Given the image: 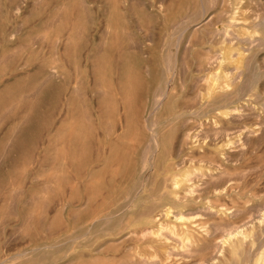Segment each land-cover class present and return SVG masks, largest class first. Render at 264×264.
I'll return each mask as SVG.
<instances>
[{
    "label": "rangeland",
    "instance_id": "374dc122",
    "mask_svg": "<svg viewBox=\"0 0 264 264\" xmlns=\"http://www.w3.org/2000/svg\"><path fill=\"white\" fill-rule=\"evenodd\" d=\"M237 2L0 0V264H264V0L228 60Z\"/></svg>",
    "mask_w": 264,
    "mask_h": 264
},
{
    "label": "bare ground",
    "instance_id": "6f19581e",
    "mask_svg": "<svg viewBox=\"0 0 264 264\" xmlns=\"http://www.w3.org/2000/svg\"><path fill=\"white\" fill-rule=\"evenodd\" d=\"M242 0H238V2H237V5H239L237 8H236V11L233 13L234 15H232L231 16V19L230 20H232V22L231 23H229V25H227V24H225V25H227V26H229V31H227L226 32V34H227V36H226V39H228L227 41H228V44H230V48L231 49H229L228 51H227V58L226 59H228V60H235V59H238V60H246L247 58H249L251 55H250V52L253 50V48L255 47V46H261V45H263V40L262 39H255V37L254 36H252V33L250 32V28L252 27V25L254 24L255 26H257L258 24H257V19H254L255 20V22H249V21H247L248 20V18H245V17H243V14L242 13H244V11H242V7H241V5H242V2H241ZM252 3V2H251ZM244 10V9H243ZM249 12V11H248ZM228 17V16H227ZM203 19V18H202ZM257 20V21H256ZM198 30V29H197ZM222 32L223 33H225V31H223L222 30ZM216 33V32H215ZM223 33H220V35L222 34L223 35ZM225 35V34H224ZM256 36H258V35H256ZM225 41V40H224ZM235 41H237V43L235 42ZM235 46H239V49L237 50V51H233V48H235ZM236 47V48H237ZM262 47V46H261ZM262 49V48H261ZM225 51H226V49H224ZM207 52V51H206ZM221 53V52H220ZM219 54V53H218ZM261 54V53H260ZM222 56H224V54L222 55ZM222 56H221V58H222ZM225 56H226V52H225ZM210 57H213L212 55L210 56ZM220 57V56H219ZM177 58V57H176ZM218 58V57H217ZM216 58V59H217ZM219 59V58H218ZM217 59V60H218ZM263 59V58H262ZM212 60H213V58H212ZM216 60V61H217ZM208 61H211V58H210V60H208ZM214 61H215V59H214ZM219 61H221V60H219ZM225 61V60H224ZM212 62V61H211ZM228 62H230V61H228ZM214 63V62H213ZM216 63V62H215ZM217 63H219L218 61H217ZM221 63H222V61H221ZM209 65V64H208ZM211 65V64H210ZM238 65H240V64H238ZM216 66V65H215ZM214 66V67H215ZM242 66V65H241ZM210 67V66H209ZM223 67V66H222ZM188 70V69H187ZM208 71V70H207ZM226 71V70H225ZM229 72V71H228ZM220 74V73H219ZM219 74H217V76L219 75ZM227 74V73H226ZM239 74V73H238ZM241 74V73H240ZM240 74H239V76H238V78L240 79L241 77H240ZM236 75V74H235ZM211 77V76H210ZM213 78V77H212ZM215 78V77H214ZM213 78V79H214ZM228 78H229V80H230V77H229V75H228ZM206 79V78H205ZM215 79H217V78H215ZM242 79V78H241ZM240 79V80H241ZM210 80V79H209ZM204 81H206L207 82V84H209L208 83V79L207 80H204ZM238 81V80H237ZM261 80L259 79V82H260ZM205 83V82H204ZM206 84V83H205ZM210 85V84H209ZM215 85V84H214ZM225 85H227V84H225ZM233 86V85H232ZM208 89L210 88L209 86L207 87ZM223 88H224V86H223ZM222 88V89H223ZM231 88V87H230ZM229 88V86H228V88H227V90H229L230 89ZM221 89V88H220ZM220 89H218L219 91H220ZM221 89V90H222ZM211 90V89H210ZM231 90V89H230ZM211 93V92H210ZM210 95H212V93L210 94ZM239 101H241V99L239 100ZM247 109H250V108H248V107H246ZM254 108V107H253ZM245 110V109H244ZM237 110H235V112H236ZM242 111V110H241ZM251 111V110H250ZM233 112H234V110H233ZM245 113H247V112H244V114ZM218 114V113H217ZM236 114V113H235ZM248 114V113H247ZM247 114L245 115V117L247 116ZM220 115V114H219ZM232 115V114H231ZM235 117V116H234ZM239 117L241 118V116L239 115ZM243 118H245L244 116H242ZM230 118V117H229ZM232 118V117H231ZM236 118V117H235ZM237 118H238V114H237ZM236 118V119H237ZM240 118H238L239 120H240ZM232 119H234V118H232ZM235 119V120H236ZM237 119V120H238ZM242 119V118H241ZM239 120H238V122H239ZM26 121V120H25ZM213 121V120H212ZM213 126V125H212ZM260 126V125H259ZM258 126V127H259ZM257 127V128H258ZM261 127V126H260ZM259 127V128H260ZM263 128V127H262ZM223 129V128H222ZM221 129V130H222ZM232 129H233V131H232ZM232 129H230V131L231 132H235V133H237L236 131H237V129L234 131V128H232ZM242 129V128H241ZM247 129V128H246ZM219 129H217V131H218ZM225 129H223L222 130V133H221V131H220V133L221 134H223L225 131H224ZM227 130H229V129H227ZM248 130V129H247ZM215 131V130H214ZM230 131H228V132H230ZM241 132V130H239L238 129V132ZM243 131V130H242ZM245 131V130H244ZM249 131V130H248ZM261 131V130H260ZM264 131V130H263ZM201 132V131H200ZM228 132H225V133H228ZM240 132H239V134H240ZM216 133V132H215ZM224 133V134H225ZM234 133V134H235ZM261 133V132H260ZM193 134V133H192ZM199 134V133H198ZM201 134V133H200ZM230 133H228L227 135H229ZM238 134V135H239ZM246 135H245V137H243V138H248L249 139V137L251 136V135H253V133L251 132V130L249 131V132H247V133H245ZM262 134V133H261ZM260 134V135H261ZM264 134V133H263ZM189 135H190V133H189ZM194 135V134H193ZM227 135H225V136H227ZM232 135V134H231ZM255 135V134H254ZM253 135V136H254ZM188 136V135H187ZM196 136H197V134H196ZM216 136V138H218L217 136V134L215 135ZM224 136V137H225ZM256 136H257V134H256ZM221 137V135L219 136V138ZM187 138V137H186ZM198 138V137H197ZM196 138V139H197ZM201 138V137H200ZM221 138H223V137H221ZM263 138V137H262ZM188 139L190 140V137L188 136ZM186 142H187V140H185ZM193 141H194V139H193ZM199 141V140H198ZM158 146V145H157ZM239 147V146H238ZM256 172V171H255ZM189 176L190 175H187V177H188V180H189ZM197 179V178H196ZM186 180V179H185ZM192 180V179H191ZM191 180H190V182H191ZM227 180V179H226ZM233 181V180H232ZM238 181V180H237ZM235 182V181H234ZM189 184V183H188ZM231 184V183H230ZM240 185V184H239ZM235 186V185H234ZM168 188V187H167ZM226 189V188H225ZM191 190V189H190ZM192 191V190H191ZM190 191V192H191ZM193 192V191H192ZM199 192V191H198ZM189 193V192H188ZM191 194V193H190ZM198 194V193H197ZM217 202V201H216ZM210 203V202H209ZM225 209V208H224ZM207 210H209L208 208H207ZM207 210H206V212H207ZM211 210V209H210ZM211 212V211H210ZM213 212L215 213V211L213 210ZM203 213V212H202ZM213 213V214H214ZM167 214V212H165V215ZM216 214V213H215ZM217 215V214H216ZM219 215V214H218ZM155 216V215H154ZM145 217V216H144ZM148 217V216H147ZM159 219V218H158ZM153 221L155 222V224H156V222H157V218L155 217V220L153 219ZM201 224H202V222H201ZM243 225V224H242ZM237 227V226H236ZM187 228V227H186ZM232 228V227H231ZM230 230V229H229ZM233 230H234V228H233ZM201 231H203V230H201ZM230 231H232V229L230 230ZM232 233V232H231ZM189 234V233H188ZM208 234V233H207ZM231 235V234H230ZM162 238V237H161ZM224 239V238H223ZM214 243V242H213ZM218 243V242H217ZM220 243V242H219ZM188 244H190V242L188 243ZM218 246V245H217ZM216 246V247H217ZM219 247L220 246H218V249H219ZM189 248H191L190 247V245H189ZM188 248V246H187V249H189ZM261 248V247H260ZM217 249V250H218ZM214 252V251H213ZM190 253H191V251H190ZM192 254V253H191ZM213 254V253H212ZM259 254V253H258ZM263 254V253H262ZM198 255V254H197ZM257 255V254H256ZM264 256H262V258H263ZM261 258V259H262ZM213 259H214V257H213ZM144 260H146V259H144ZM202 260V259H201ZM207 261V260H206ZM205 261V262H206ZM262 261V260H261ZM199 262V261H198ZM197 262V263H198ZM205 262H199V264L200 263H205ZM211 262V261H210ZM209 262V263H210ZM195 263V262H194ZM193 263V264H194ZM143 264H145V262L143 263ZM149 264V263H148ZM258 264H260V263H258Z\"/></svg>",
    "mask_w": 264,
    "mask_h": 264
}]
</instances>
